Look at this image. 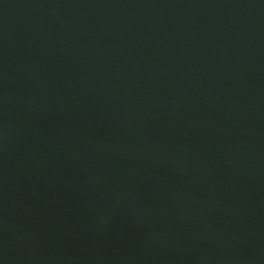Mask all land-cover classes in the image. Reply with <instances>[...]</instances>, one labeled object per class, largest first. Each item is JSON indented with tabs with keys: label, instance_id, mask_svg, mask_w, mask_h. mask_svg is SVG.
Segmentation results:
<instances>
[{
	"label": "water",
	"instance_id": "water-1",
	"mask_svg": "<svg viewBox=\"0 0 264 264\" xmlns=\"http://www.w3.org/2000/svg\"><path fill=\"white\" fill-rule=\"evenodd\" d=\"M0 264H264V0H0Z\"/></svg>",
	"mask_w": 264,
	"mask_h": 264
}]
</instances>
